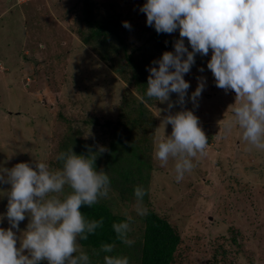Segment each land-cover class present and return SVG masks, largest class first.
I'll return each instance as SVG.
<instances>
[{"label":"rangeland","instance_id":"374dc122","mask_svg":"<svg viewBox=\"0 0 264 264\" xmlns=\"http://www.w3.org/2000/svg\"><path fill=\"white\" fill-rule=\"evenodd\" d=\"M145 3L0 0V72L11 74L15 97L6 96L9 89L0 90V175L7 178L5 170L18 163L38 171L39 161L59 170L58 156L70 148L77 155H95V169L104 170L111 182L108 198L97 204L132 216L128 238L134 244L117 247L113 256L141 264L146 216L153 212L181 239L172 264H264V151L245 142L238 127L225 136L221 121L233 116L236 93L216 86L207 68L211 49L207 56L196 54L185 74L190 87L183 105L177 93L167 102L146 96L148 69L159 67L153 61L164 52L175 51L180 36L179 30L158 34L148 26L139 11ZM187 43L185 38L192 51ZM200 79L205 88L194 104L191 96ZM0 86H6L3 80ZM186 110L198 117L209 143L207 155L195 158L193 170L177 183L175 161L170 158L161 167L154 142L157 135H171L167 116ZM136 185L146 191L144 216L135 211ZM10 191V184L0 183V228L5 230L11 227L6 217ZM71 191L65 185L61 198ZM30 220L26 213L13 229L18 249ZM105 255L110 254L102 252L98 264H104Z\"/></svg>","mask_w":264,"mask_h":264},{"label":"clouds","instance_id":"9594fccd","mask_svg":"<svg viewBox=\"0 0 264 264\" xmlns=\"http://www.w3.org/2000/svg\"><path fill=\"white\" fill-rule=\"evenodd\" d=\"M139 11L146 14L147 25L154 26L158 34L179 30L180 36L174 42L175 51L164 52L153 61L159 67L148 69L146 96L167 102L171 93H177V102L183 105L190 87L184 76L195 64L196 54L207 56L211 49L207 68L216 86L236 93L233 116L221 121L225 136L238 127L245 142L264 151V0H146ZM123 27L131 29V24L124 21ZM204 88L205 80L200 79L191 96L194 104ZM173 106L169 103V109ZM164 124H171L172 132L156 136L154 158L161 167L170 158L174 160L179 183L193 170L194 159L207 155L208 138L190 110L168 115ZM58 160L62 162L59 170H50L47 163L39 161L38 171L28 163H18L5 170L7 178L0 175V183L11 185L6 212L11 227L0 228V264H39L43 260L48 264H91L78 239L87 240L104 221L86 220L80 209L108 198L110 178L104 170L95 169V155H77L70 148L61 152ZM65 185L72 191L61 198ZM134 195L137 215H146L142 206L145 189L137 186ZM26 213L31 220L18 249L13 229H19ZM131 222L132 216L126 214L124 221L112 224L117 240L129 247L134 244L128 238ZM114 247L103 244L100 251L112 253ZM24 250L29 255H24ZM103 260L104 264H129L126 256L105 255Z\"/></svg>","mask_w":264,"mask_h":264},{"label":"trees","instance_id":"16d2710c","mask_svg":"<svg viewBox=\"0 0 264 264\" xmlns=\"http://www.w3.org/2000/svg\"><path fill=\"white\" fill-rule=\"evenodd\" d=\"M90 12V6L86 5ZM187 45H190L187 43ZM165 46H163L164 48ZM165 49V48H164ZM140 165L139 167H141ZM124 172L123 177H127ZM137 186L136 185L134 189ZM81 212L85 215L86 220H97L103 218L102 227L98 228L95 234H90L87 240H79L80 244L87 249L91 264H98L102 257L100 251L103 244H114V251L109 253L113 255L116 253L117 247H123L121 241L117 240L116 233L112 228L113 223L124 221L126 218L113 214V212L103 204H95L92 207L82 206ZM180 237L174 231L172 226L164 219H161L153 212H148L146 216V227L144 231L142 246L140 248L141 264H172L174 254L180 244ZM96 253H99L98 255ZM106 254V253H104ZM99 258V259H98ZM102 264V263H101Z\"/></svg>","mask_w":264,"mask_h":264},{"label":"crops","instance_id":"0c3cea01","mask_svg":"<svg viewBox=\"0 0 264 264\" xmlns=\"http://www.w3.org/2000/svg\"><path fill=\"white\" fill-rule=\"evenodd\" d=\"M5 22H7V20L5 21ZM0 23H1V21H0ZM0 29H1V27H0ZM1 69H3V68H0V70ZM0 73H2V72H0ZM8 76H11V74H9V75H5L4 73H2V74H0V81L1 80H3L4 82H5V85L6 86H4V87H1L0 86V90H1V92H2V94H4L5 93V91H8V89H9V94H6V96H10L11 98H12V100H15V97L12 95V91H13V84H12V82L8 79ZM8 87V88H7ZM18 101V100H17ZM31 102V101H30ZM29 103V102H28ZM32 103V102H31ZM33 104H31V106H32Z\"/></svg>","mask_w":264,"mask_h":264},{"label":"built area","instance_id":"2783aa9c","mask_svg":"<svg viewBox=\"0 0 264 264\" xmlns=\"http://www.w3.org/2000/svg\"><path fill=\"white\" fill-rule=\"evenodd\" d=\"M14 1L17 5H20V4L26 3V2L31 1V0H14ZM0 68H2L1 64H0Z\"/></svg>","mask_w":264,"mask_h":264}]
</instances>
